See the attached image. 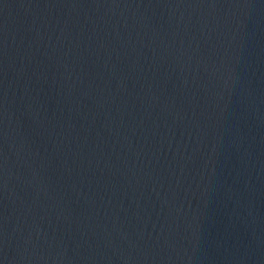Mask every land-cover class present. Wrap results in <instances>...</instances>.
<instances>
[{
    "label": "water",
    "instance_id": "95a60500",
    "mask_svg": "<svg viewBox=\"0 0 264 264\" xmlns=\"http://www.w3.org/2000/svg\"><path fill=\"white\" fill-rule=\"evenodd\" d=\"M0 264H264V0H0Z\"/></svg>",
    "mask_w": 264,
    "mask_h": 264
}]
</instances>
